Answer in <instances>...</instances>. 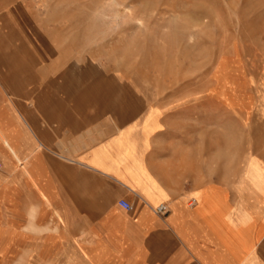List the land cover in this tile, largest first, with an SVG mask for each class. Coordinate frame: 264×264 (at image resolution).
<instances>
[{
  "label": "crops",
  "instance_id": "crops-1",
  "mask_svg": "<svg viewBox=\"0 0 264 264\" xmlns=\"http://www.w3.org/2000/svg\"><path fill=\"white\" fill-rule=\"evenodd\" d=\"M15 62L0 66V264H264V147L233 181L197 179L210 157L170 149L160 105Z\"/></svg>",
  "mask_w": 264,
  "mask_h": 264
},
{
  "label": "rangeland",
  "instance_id": "rangeland-1",
  "mask_svg": "<svg viewBox=\"0 0 264 264\" xmlns=\"http://www.w3.org/2000/svg\"><path fill=\"white\" fill-rule=\"evenodd\" d=\"M23 60L160 105L170 149L210 157L197 179L233 181L264 147V0H0V66Z\"/></svg>",
  "mask_w": 264,
  "mask_h": 264
},
{
  "label": "built area",
  "instance_id": "built-area-1",
  "mask_svg": "<svg viewBox=\"0 0 264 264\" xmlns=\"http://www.w3.org/2000/svg\"><path fill=\"white\" fill-rule=\"evenodd\" d=\"M120 204L128 210L132 208L131 204L126 200H120ZM155 210L158 213L165 214L168 211V206L166 204H161L160 206L156 207Z\"/></svg>",
  "mask_w": 264,
  "mask_h": 264
}]
</instances>
